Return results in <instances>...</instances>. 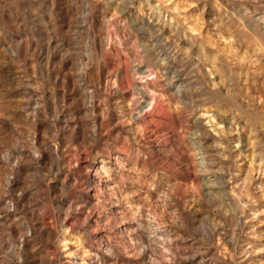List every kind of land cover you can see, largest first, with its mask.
I'll return each instance as SVG.
<instances>
[{
	"label": "rangeland",
	"instance_id": "374dc122",
	"mask_svg": "<svg viewBox=\"0 0 264 264\" xmlns=\"http://www.w3.org/2000/svg\"><path fill=\"white\" fill-rule=\"evenodd\" d=\"M0 126V264H264V0H0Z\"/></svg>",
	"mask_w": 264,
	"mask_h": 264
},
{
	"label": "bare ground",
	"instance_id": "6f19581e",
	"mask_svg": "<svg viewBox=\"0 0 264 264\" xmlns=\"http://www.w3.org/2000/svg\"><path fill=\"white\" fill-rule=\"evenodd\" d=\"M1 127V126H0ZM2 129V128H1Z\"/></svg>",
	"mask_w": 264,
	"mask_h": 264
}]
</instances>
